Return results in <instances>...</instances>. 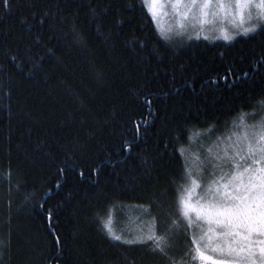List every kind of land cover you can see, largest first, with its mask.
Returning a JSON list of instances; mask_svg holds the SVG:
<instances>
[{"label": "trees", "instance_id": "trees-1", "mask_svg": "<svg viewBox=\"0 0 264 264\" xmlns=\"http://www.w3.org/2000/svg\"><path fill=\"white\" fill-rule=\"evenodd\" d=\"M256 114L264 24L166 40L142 0H0V264H167L104 222L159 216L163 234L195 140Z\"/></svg>", "mask_w": 264, "mask_h": 264}, {"label": "rangeland", "instance_id": "rangeland-1", "mask_svg": "<svg viewBox=\"0 0 264 264\" xmlns=\"http://www.w3.org/2000/svg\"><path fill=\"white\" fill-rule=\"evenodd\" d=\"M148 12L150 13L154 25L158 32L163 36H167L170 39L183 38L184 36L190 38H204L206 40H220L229 42L235 37H244L249 32L244 33L245 28H255V30L262 24H264V18H262V10L255 7H244L238 9L236 7V0H211V3L207 8H201L204 0H197L195 5H191V0H157L155 6V15L152 11H149V7L152 4V0H142ZM177 7H173V4H177ZM259 2V0H255ZM223 5L221 7L220 5ZM191 5V7H189ZM224 35L231 36L232 39L225 40ZM249 118H242L235 124L231 131L226 135H216L199 138L195 140V145L199 148L201 154H203L204 159L202 161L199 159L200 153H188L186 158L187 162V183L183 190L178 195L177 206L179 207V199L181 195H185L188 189H192V180H196L197 185L195 190L192 192V198L189 204L192 207H196V201L200 200L201 204L206 203L205 200L201 199V193L204 189L211 185L214 179H218L220 176H224V179H219L220 184H224L230 178L231 174L242 172L243 168L224 166L223 170L216 167L225 158L231 159L233 161L239 160L241 156L245 157L248 164H252V159L260 161V163L252 164V169H264V160L261 159L264 156V115H250ZM194 142V140L192 141ZM209 144L208 146H205ZM202 146V147H201ZM201 147V148H200ZM244 164V161H240ZM209 165L210 170L204 169L205 165ZM247 166V165H245ZM208 167V166H206ZM251 171V170H250ZM228 173V175H225ZM255 177L264 176V172L256 171L254 172ZM249 175L246 173L242 180L247 183ZM206 181V183H205ZM218 181V180H217ZM257 184L260 183L259 180L255 181ZM236 189V184L228 188L229 192ZM215 190V189H214ZM239 191L243 192V188ZM213 201L219 199V197H211ZM238 203V201H237ZM192 218L195 217V213H190ZM224 217H221L223 219ZM115 228L113 230L117 231L120 227L123 232L133 233L132 236H138L141 233L147 231V228L143 232L138 231V229L143 228L145 224L141 223V218L136 215L129 217L124 214L123 218L118 220L116 216L112 218ZM205 229L208 228V224L203 223ZM215 229L216 225H212ZM227 231V229H224ZM240 231L241 235H244V230L234 229ZM217 235L214 237L215 240H221L222 246L226 249L224 253H211L206 252L214 260H224L225 264H251V260H255L259 264L261 247L258 243H249L248 241L241 240L240 237H236V244H232L233 248L237 249L239 253L236 252L229 253L227 247L231 244L233 237L229 236L226 238H221L219 236L220 229H216ZM188 232L192 233L189 229ZM135 234V235H134ZM251 241L264 240V236L258 235L255 232L251 236ZM242 245H247L248 248L252 249L255 253L248 259V251L245 249L240 252V247Z\"/></svg>", "mask_w": 264, "mask_h": 264}, {"label": "snow or ice", "instance_id": "snow-or-ice-1", "mask_svg": "<svg viewBox=\"0 0 264 264\" xmlns=\"http://www.w3.org/2000/svg\"><path fill=\"white\" fill-rule=\"evenodd\" d=\"M7 3V0H4ZM157 0H152V4L149 7V11H152L155 15V6ZM197 0H191V5H195ZM211 0H204L201 8H207ZM191 5L189 7H191ZM177 4H173V7H177ZM223 7V5H220ZM236 7L242 9L244 7H255L262 10V18H264V0H236ZM255 31V28H245L244 33ZM166 40L167 36L164 37ZM207 39V37H205ZM225 40L232 39L231 36L224 35ZM73 42L78 45H83L85 42L75 29L73 30ZM101 73H97L99 77ZM252 159V164L260 163V161ZM264 160V156L261 157ZM243 160L244 164L240 161ZM252 164H248L245 157L241 156L239 160L233 161L225 158L216 167L223 170L224 166H233L243 168L242 172L231 174L230 178L226 183L220 184L219 181H213L211 185H208L201 193V199L205 200L206 203L201 204L200 200L196 201V207H192L189 201L192 198V192L195 190L197 185L196 180H192V189H188L185 195H181L179 199L178 209H174L170 213L169 224L163 234H160V217H154L153 220L146 226L147 234L141 233L138 236L132 238H125L121 235H115L110 227L111 219L104 222V229L108 231L109 236L116 240L121 241L125 244H136L145 243L152 241L153 251H158L166 258L167 264H191L192 261L197 258L201 261H211V264H225L224 260H214L210 255H206L205 252L211 253H224L225 248L222 246L221 240H215L214 237L217 235L216 229H220L219 236L226 238L231 236L233 240L228 245L227 251L229 253L237 252L236 248L232 247V244H236V237H240L241 240L248 241L249 243H258L261 245L259 252V264H264V240L251 241V236L255 232L258 235L264 236V176L255 177L254 172L261 171L264 169H252ZM247 165V166H245ZM251 170V171H250ZM249 175L247 183L242 180L245 174ZM228 175V173H225ZM224 176H221V180ZM259 180L257 184L255 181ZM206 183V181H205ZM236 184V189L232 192L228 191V188L233 184ZM243 188V192L239 191ZM215 189V190H214ZM211 197H219L213 201ZM238 201V203H237ZM159 207V206H158ZM144 214L151 216V212L147 208L143 209ZM177 212L179 215H177ZM190 213H195V217L192 218ZM221 217H224L221 219ZM49 214V219H51ZM208 224V228L205 229L203 224ZM212 225H216L214 229ZM243 229L244 235H241L240 231L234 229ZM192 230V236L194 239L189 243L188 231ZM224 229H227L225 231ZM194 249V250H193ZM247 249L249 255L248 259L255 255L252 249L248 248L247 245L240 247V252ZM179 256V259H177ZM251 264H257L255 260H251Z\"/></svg>", "mask_w": 264, "mask_h": 264}]
</instances>
